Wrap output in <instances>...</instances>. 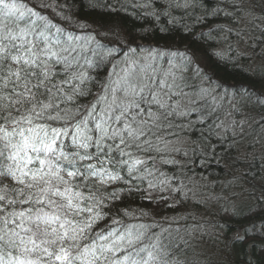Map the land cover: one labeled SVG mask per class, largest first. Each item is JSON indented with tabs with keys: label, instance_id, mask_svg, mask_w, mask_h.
<instances>
[{
	"label": "snow or ice",
	"instance_id": "obj_1",
	"mask_svg": "<svg viewBox=\"0 0 264 264\" xmlns=\"http://www.w3.org/2000/svg\"><path fill=\"white\" fill-rule=\"evenodd\" d=\"M89 6L102 17L126 10L120 0H90ZM197 6L202 5L196 0H169L153 14L154 22L165 16L175 26L179 21L169 9H184L187 15ZM50 7L55 11L43 0H0V264H188L179 258L182 246L164 242L171 230L150 231L156 225L141 221L147 213L137 215L130 198L143 195L145 183L148 189L166 186L183 193L185 185L173 183L160 166L179 165L183 174L185 165L172 153L191 163L207 161L217 151L213 141L224 148L248 120L233 119L223 127L212 90L186 93L182 74L158 72L154 63L138 65L128 53L102 45L86 31L88 25H74L61 12L53 19L40 10ZM231 8L230 21L240 11L254 15L235 0ZM219 15L216 9L205 11L203 21L195 18V23L210 27ZM73 26L83 34L71 31ZM215 31L232 33L223 27ZM259 42L264 43V31ZM137 50L156 51L129 48ZM121 55L124 67L117 72ZM105 58H111L113 71L101 78L93 70ZM203 77L211 84V76ZM221 87H234V96L258 110L259 119H251L264 128V87L215 85ZM187 128L193 135L199 131L191 156L187 149L168 147L173 141L167 137L179 138ZM249 213L243 218L248 221L244 235L235 239L243 242L255 232L252 238L264 242V217L257 223L251 208ZM256 247L253 243L254 253ZM247 264H264V256Z\"/></svg>",
	"mask_w": 264,
	"mask_h": 264
},
{
	"label": "trees",
	"instance_id": "obj_2",
	"mask_svg": "<svg viewBox=\"0 0 264 264\" xmlns=\"http://www.w3.org/2000/svg\"><path fill=\"white\" fill-rule=\"evenodd\" d=\"M50 1L51 5L55 8V16L57 12H61L70 16L74 25H88L86 31L96 34V40L105 47L114 48L117 45V47L121 46L126 52L129 48L136 49L137 46L143 48L152 47V49L157 50L160 44H166V41L176 42L178 39H183L181 35H177V27L167 28L170 29L167 31L157 29L159 23L163 27H168L167 20L170 17H166L165 21L159 23L146 21L148 16L155 19L153 14L162 9L160 4L152 3L150 0H120L121 3L126 5V10L121 11L118 16L115 12L111 15L105 12L103 17L98 12L91 10L89 6L90 0H63V3H60L58 0ZM212 1L219 2L220 6L224 8L233 3V0H196L202 6L189 7L186 10L187 15H185L184 9L172 11V15L176 19H181L183 25L188 26L187 31L192 30L193 33L191 34L193 35H188L189 32H187V34H184V40L189 45H195L198 55H189L186 50L181 48L176 53L186 54L188 58H185L186 55L183 58L180 55H175L176 57H173L174 61L172 63H165L163 65L171 67L173 70V64L176 61L184 64L187 59L194 60L196 64L195 66H190V69L196 73L197 78L200 80L199 84L204 85V83H207V86L204 87L216 90L215 95L218 96V99H215L217 103H224L223 105L229 107V111H224L223 116L227 117V122L230 124L233 116L235 120L241 119L239 116L249 108L243 106L242 101L233 95L241 111L237 113L235 110H230L228 98L224 96L223 91L220 92V88L216 89L215 85L217 83L247 85L248 83L252 84L251 82L253 81V85L256 88L264 87V79H262L264 78V57L257 60L254 58V41L256 39L258 41V38H261V32L264 31V11H262L264 10V0H235V3L241 9H251L254 15H248L246 11L236 13L235 20H231L233 32L229 38L225 36V42H217L215 36L212 37L209 34L211 26L205 27L203 23L199 25L195 23V18L203 21L205 11L210 12L213 9ZM224 3L227 5H224ZM223 10L224 13L228 14L232 12L231 8ZM226 19L228 20L227 17ZM241 25L242 27H240ZM79 29L76 26L70 28L76 34H83L81 29ZM246 30L249 31L248 34H245ZM195 32H198L199 37L194 35ZM236 32L244 33L243 37L238 38L235 35ZM246 38L249 41L247 49L250 53L249 58L244 55L246 52L244 45ZM138 40H142L143 42H137ZM139 44H143V46ZM215 51L220 52L221 56L233 52L240 58L245 59L247 66L243 69L244 72L230 74L228 70L229 63L215 61L214 58H211L212 55L214 57L212 53H215ZM139 52V50L135 53L130 52L131 55L128 56L131 60L137 62V58L140 56ZM109 59L111 58H105L100 63L99 69L93 70V74H95V71H99L101 78H103L105 71L111 73L113 69L108 62ZM148 59L144 65L148 62L154 63L153 57ZM123 60L124 56L115 61L117 72L124 67ZM254 62H257V68H253ZM183 68L185 67L176 68L174 72L176 74L178 72L177 75L180 76L182 74L184 77L185 72ZM197 69L200 71L198 72ZM203 73H207L208 76L213 78L211 84L203 77ZM256 76H260L261 78L255 81ZM184 81H187L186 77H184ZM229 93L231 94L232 92ZM236 114L238 115L236 116ZM220 131L223 132V128ZM257 131L259 132V130L253 129L252 132ZM198 136L199 131H196L195 135H193V129L187 128L185 132L180 133L179 138L167 137L173 141L168 147H176L182 150L187 149L191 156V149L196 147L193 144V140H196ZM213 144L217 148V151L211 157L214 159V162L210 164L207 162L202 164L199 158H194L196 159V163H191L187 158L176 153L171 154L173 158L185 165V171L181 174V177L173 180V183L182 182L185 185L183 193L178 194L173 192L166 186L163 191L159 188L148 189L145 183L142 185L143 195L137 192L135 196L130 198V207L136 211L137 215L140 212L147 213V216L141 218L143 223L154 224L157 222V228L170 229L174 244L182 246L179 258L186 260L188 264H193V262L195 264H205V262H209L210 260L214 263L221 253H225L220 257L219 262L221 263L247 264L248 260L253 259L254 256H264V253L261 252V249L264 248V242L260 239L254 240L252 238L256 236L255 232L250 233V238L244 240L243 243L235 239V234L239 231L243 232V226L248 223L243 218L250 216V208L257 223L260 222L261 217H264V208L258 207V204L264 201V168L259 158H256V160L260 161H257L259 163L257 164L256 160L248 161L246 157H240L242 155L234 149V143L230 139L224 148L215 145V140ZM229 147L231 148L230 151ZM262 158L264 160V156ZM176 167L179 168V165ZM160 168L161 171L167 173L169 178H174L173 173L176 172L171 170L173 168L172 165H161ZM206 178L210 179L213 187L206 182ZM234 180H241V184L236 186ZM231 182L234 184L229 185ZM212 188L215 190L213 196L204 198L206 196L205 192H209ZM220 192H223V194ZM242 193H246L247 196L243 199H238L239 194ZM240 210H242L240 215L233 216L234 211L240 212ZM183 217H188L189 219L185 226L181 225ZM253 243L257 246L255 253L252 248Z\"/></svg>",
	"mask_w": 264,
	"mask_h": 264
},
{
	"label": "bare ground",
	"instance_id": "obj_3",
	"mask_svg": "<svg viewBox=\"0 0 264 264\" xmlns=\"http://www.w3.org/2000/svg\"><path fill=\"white\" fill-rule=\"evenodd\" d=\"M30 1L33 4H39L41 2V0H30ZM58 1L60 3H63V0H58ZM150 1L152 3L155 2V4H160L161 6L167 5V3L169 2V0H150ZM43 2H44V0H43ZM50 2L51 1L49 0V2H46V4L51 5ZM212 3H213L212 4L213 9L218 10L220 12V15L215 19L214 23L211 24V36L212 37L215 36L217 42H225V36L229 38V36L231 34L228 33L227 31L217 33L215 30L218 29V28L223 27L224 29L231 28L232 32H233L232 22L229 19L228 20L226 19V17L228 16L227 15L228 13H224V10H223L225 8H231V4H229L228 7L224 8V7L220 6L221 4L219 2L212 1ZM57 5H59V4H57ZM224 5H227V4L224 3ZM173 10H175V9H169L170 12H172ZM231 11H232V8H231ZM48 16H49V13H48ZM165 20H166V17L165 16H161L157 23H159L161 21H165ZM177 20L179 21V23L176 24L175 26L173 24H171V23H168V27H163L161 23H159L157 25V29L158 30H160L161 28H166L167 29V28H175V27H177L176 28L177 31H178L177 35H181L182 38H183L182 40H180V39L176 40V42L166 41L165 42L166 44H164V43L160 44V47L155 51V53L153 55V57H156L155 61H153V62H154V66H155V68L157 69L158 72H160V66H162L165 63H170V62L172 63L174 61L173 57H176V56L172 55L173 52L176 53L181 48H183V50H186V52L189 55H192V56H197L198 55V51H197V48L195 47V45H192V44L189 45L187 43V41L184 40V34H187V32H189L188 35H193V34H191V33H193L192 30L187 31V28L184 27L183 23L181 22V19L178 18ZM146 21H149L150 23L151 22L154 23L155 19L152 18L151 16H148ZM262 29H263V27H262ZM167 30H170V29H167ZM184 30H185V32H184ZM194 35L199 37L198 32H195ZM137 42H143V41L142 40H138ZM150 43L153 44V42H151V41H150ZM114 48H116L120 53H128V55H131L129 50H127V52H126V50L122 49L121 46L117 47V45H116V47H114ZM229 52H231V51H229ZM212 54H214V57L212 55L211 58H214L215 61H222V62L229 63L230 66H229L228 70H229L230 74H233L235 72H242L243 73L244 72L243 69H245L246 66H247V62L245 61V59L240 58L238 55L234 54L233 52L225 54V55H222V56L220 55V52H217V51H215V53H212ZM122 57L123 56L121 55L120 58H122ZM185 58H188V55H186ZM146 60H149V59H146ZM186 61H191V63L189 64L188 67H185V75H184V77H186L187 84H186V86L184 88V91L186 93H192V92H195V91L200 89V84H199L200 80L197 78L196 73L193 72L190 69V66H195L196 62L194 60H189V59H187ZM260 78H261L260 76H256L254 80L257 81ZM189 81H191L192 83L189 82ZM179 82L183 83L184 81H179ZM251 83L253 84V81ZM219 84H223V85L227 86L226 83H219ZM249 84L250 83H248L247 85H249ZM236 85L234 84L233 86H236ZM238 85H240V84H238ZM244 85H246V84H244ZM204 86H207V83H204V85H203V88H206ZM219 90H220V92L221 91L224 92V96H226L228 98V104H231L233 99H234L233 98V93L235 92V88L234 87L233 88L221 87ZM229 92H232V93L230 94ZM225 93H227V94H225ZM236 97L239 100L242 101L243 106H245L246 108H249V110H248L249 113H244L243 115H240L239 117L243 118V120H246L247 118H252V117H255L256 119H258V110H253V109H251L250 106H246L245 102L240 98V96L237 95ZM184 98L185 97H182L181 99H184ZM209 99H211V97H209ZM217 104L220 105L219 110H218L219 118L224 123H226L228 119H227V117L223 116V112L224 111L226 112L227 110L229 111V107L223 105L224 103H217ZM253 124H255V121H254ZM253 128H256L257 130H259L258 137L260 136V134L264 137V129L262 127H258L257 124H255ZM252 131H253V129L251 131L243 130V133H239V131H238V134L234 138V140L230 139V141L232 143H234L233 144L234 149H236L238 153H240L239 152V150H240L239 147L241 148V146L244 143H249L250 142L251 139H249V138H250V135H253ZM256 139H258V138H256ZM254 160H256V159H253L251 161H254ZM257 161L258 160H256V162ZM206 162L208 164H210V163L214 162V159L213 158H209L207 161H204V162L201 161L202 164H204ZM258 162H260V161H258ZM258 162H257V164H259ZM171 170L173 172H176V173H173V177L174 178L179 179L181 177L182 173L179 171V168L173 167ZM206 182H208L209 185H211L213 187V184L210 182V179L206 178ZM234 182L236 183V186H239V184H241V180H234ZM233 184L234 183L231 182V184H229V185H233ZM214 191L215 190L212 188V190H210L209 192H205L206 196L204 198L210 197V196L212 197ZM188 220H189L188 217H183L181 219V225L185 226L187 224ZM154 225H156V227H154L150 231H152V232H160L161 229L157 228L158 223L155 222ZM164 236L166 238L164 240L165 243H167L169 239L172 240V238H173V235L172 234L169 235V233H165ZM241 243H243V242H241Z\"/></svg>",
	"mask_w": 264,
	"mask_h": 264
},
{
	"label": "rangeland",
	"instance_id": "obj_4",
	"mask_svg": "<svg viewBox=\"0 0 264 264\" xmlns=\"http://www.w3.org/2000/svg\"><path fill=\"white\" fill-rule=\"evenodd\" d=\"M29 4H33L30 0L29 1H27ZM46 2H49V0H44V3H46ZM42 11H44V13L46 14V15H48V13H49V16L50 17H52L53 19H57V17L54 15V13H55V11H53V8L52 7H50V8H47V9H41ZM57 22H59V23H63L62 21H59V20H57ZM240 27H242V25L240 26ZM80 30V29H79ZM248 30H246L245 31V34H248ZM246 37H247V35H246ZM259 40L261 39V38H258ZM259 40L257 41V39H256V41H254V47H255V50H254V58L257 60V59H259V58H261V57H264L263 56V52H264V43H260L259 42ZM260 44V45H259ZM139 45H142L143 46V44H139ZM244 45H245V47H246V52L244 53V55L247 57V58H249V55H250V53H249V51H247V49H248V47H249V41H248V39L246 38L245 39V41H244ZM145 49H148V47H146ZM151 49H152V47H151ZM259 51V52H258ZM154 53L155 52H153V53H150L149 51H140L139 52V55L140 56H138V58H137V64L139 65V64H143L144 65V63L146 62V59H148V58H151V57H153V55H154ZM148 61V60H147ZM248 61H249V59H248ZM148 63H150V64H152V62H148ZM147 63V64H148ZM147 64H145V65H147ZM174 66H173V70L171 69V67L169 68L168 66H164V65H162V66H160V72H169V71H171V72H174V69H179L180 67H182L183 66V64L182 63H178L177 61L173 64ZM253 68H257V62H254V64H253ZM177 71V70H176ZM183 71L185 72V68H183ZM177 74H178V72H177ZM176 74V75H177ZM177 76H179V75H177ZM179 82V81H178ZM203 85L202 84H200V88H203L202 87ZM208 89H210V90H212L213 91V94L215 95V93H216V90H214V89H211V88H208ZM215 98L216 99H218V96H216L215 95ZM182 100V102H186V100H187V97H185L184 99H181ZM217 103V102H216ZM235 107H238V104H237V101L236 100H234L233 99V101H232V103L230 104V110L232 109V110H235ZM249 110V109H248ZM248 110H246V111H244V112H242V115L244 114V113H249V111ZM238 114H236V116H237ZM259 118V117H258ZM234 119V116H233V118H232V120ZM246 120H248V123H246L245 124V126H244V130L245 131H251L252 129H254V130H256V128H253L254 127V125L256 124H253L254 123V120H252L251 118H247ZM258 120V119H257ZM237 121H243V118H241V119H238ZM230 124L228 123V122H226V123H224V127H228ZM253 133V135H250V138L249 139H251L250 140V142L249 143H244L242 146H241V148L239 147V154H241L242 156H240V157H246V159L248 160V161H251V160H253V158H259L260 159V161H261V163H262V165H263V168H264V160H263V156H264V140H263V136L260 134V136L259 137H257L258 136V134H259V132L257 131V132H252ZM256 137L258 138V139H256ZM250 145H252L253 147H250ZM221 194H223V192H220ZM245 196H247V194L246 193H242V194H239V196H238V199H243V198H245ZM237 199V200H238ZM261 204H264V201H263V203H261ZM241 236H242V234H243V232L242 231H239L238 232ZM237 233V234H238ZM237 234H235V237L237 236ZM233 240H235V239H233ZM230 241H232L231 239H230ZM202 247H203V245H201ZM216 247H218V246H216ZM233 252H234V250H233ZM232 252V254H234ZM229 253H231V252H229ZM225 253H221L219 256H218V258L216 259V261L213 263V262H211V260L209 261V262H205V264H224V263H221V262H219L220 261V257H222L223 255H224ZM204 259H205V257H204Z\"/></svg>",
	"mask_w": 264,
	"mask_h": 264
}]
</instances>
